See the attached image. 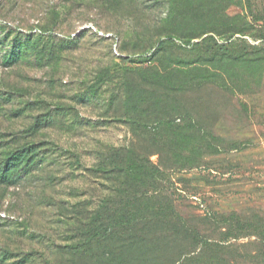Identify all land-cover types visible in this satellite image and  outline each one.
Segmentation results:
<instances>
[{"label":"rangeland","instance_id":"1","mask_svg":"<svg viewBox=\"0 0 264 264\" xmlns=\"http://www.w3.org/2000/svg\"><path fill=\"white\" fill-rule=\"evenodd\" d=\"M0 264H264V0H0Z\"/></svg>","mask_w":264,"mask_h":264},{"label":"built area","instance_id":"2","mask_svg":"<svg viewBox=\"0 0 264 264\" xmlns=\"http://www.w3.org/2000/svg\"><path fill=\"white\" fill-rule=\"evenodd\" d=\"M86 28L89 29V30H90V29H91V30H95L94 27H93V26H90V25H89V26H86Z\"/></svg>","mask_w":264,"mask_h":264}]
</instances>
